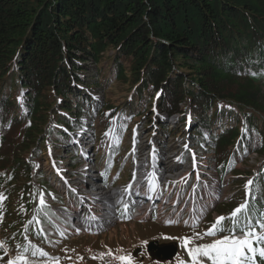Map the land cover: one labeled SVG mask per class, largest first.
<instances>
[{
  "label": "trees",
  "instance_id": "trees-1",
  "mask_svg": "<svg viewBox=\"0 0 264 264\" xmlns=\"http://www.w3.org/2000/svg\"><path fill=\"white\" fill-rule=\"evenodd\" d=\"M88 60L96 79L84 78ZM105 61L109 75L100 65ZM111 77L135 89L126 102L133 113L156 106L171 115L180 102L190 104V136L214 132L220 166L236 170L231 147L264 156V0H0V228L9 250L15 244L7 225L21 241L31 211L33 220L46 223L34 207L38 189L24 179L32 173L24 153L46 130L84 126L83 115L93 109L90 90L108 91ZM145 99L152 107L144 112ZM123 105L108 96L98 113L120 119ZM244 173L252 184L242 198L248 208L236 218L238 232L249 220H264V164ZM39 178L42 173L40 185ZM240 205L232 200L218 207L231 213ZM33 220L30 234L41 237ZM233 223L226 219L223 227ZM51 239L44 237V244ZM262 247L256 244L254 263L264 264ZM7 261L2 246L0 264Z\"/></svg>",
  "mask_w": 264,
  "mask_h": 264
},
{
  "label": "rangeland",
  "instance_id": "rangeland-1",
  "mask_svg": "<svg viewBox=\"0 0 264 264\" xmlns=\"http://www.w3.org/2000/svg\"><path fill=\"white\" fill-rule=\"evenodd\" d=\"M100 65L109 75L111 72L109 62L105 61ZM86 66L89 69L86 70V73H83L84 78L92 77L96 79V76H98L97 67L92 60L86 61ZM262 81L264 84V80ZM85 83L80 87L87 88ZM107 86V89H111L106 92L100 88L90 90L91 99L89 105L93 109L90 113L83 115L84 121L88 122L85 129L77 130L73 133L70 140L68 134H64L59 130H53L52 132L46 130L45 137H41L39 143H37L38 145H33V148L28 149L24 153L23 156L26 163L32 168L31 176L24 179L27 182H32L37 187L38 191L36 194L39 195L40 200L43 198L46 204L41 205L37 197L38 202L34 207L42 209L43 206L46 213L50 216L48 219L54 225L52 223L41 225L37 218L33 220V211H31L28 221L26 220L27 222L23 224L22 231L25 233V237L21 241L13 237V231L7 225L4 232L7 233L9 238L13 239L15 244L14 249L10 250L11 257L8 256L9 261L18 255H23L26 264H127V261H121L118 257L131 255L133 264H192L189 256L190 248L211 243L214 239L229 235L227 231L218 232L215 236L205 234L217 217L230 218L235 210L230 213L225 208H220L219 210L218 206L232 200L236 204H247V200L242 199L243 196L248 194L249 182L245 178L244 170L251 168L259 171L264 164L263 155H259L250 148L244 152L240 151L239 147H231L230 149L236 155L234 165L236 170H228L227 164L220 166L218 163L217 153L213 147L214 132L207 130L198 136L197 139L190 136L195 125V117L192 115L190 104L180 102L179 112L176 111L171 115L158 110L156 106H153L145 115H140L138 112H131L132 107L127 105L135 92V89H132L128 82L111 77ZM130 88L132 89L131 91ZM108 96L114 104H124L123 106H126V111L121 112L120 119H118V115H113L109 118L102 112L98 113V104L100 102L103 103ZM79 100L81 103H85L82 97ZM156 100V97L151 100L153 105H156ZM143 104H148L144 108V112L148 106L151 105L152 107V104L147 102L146 99ZM150 119L152 121H149ZM183 120L187 121L185 122L186 124H182ZM53 127V129H56L57 125L54 124ZM109 130H111V135L106 134ZM50 133H52L51 139H46L42 143V140L50 136ZM11 135L13 136L12 132ZM68 140L71 147L66 145ZM160 140L163 142H160ZM155 145L162 148L161 151L154 149ZM141 149L145 150L144 153L149 152L157 160L162 161L164 158H168V164L173 162L174 159L180 161L182 157L189 156L192 160H185V162L190 161L194 165L199 164L202 169L205 167L211 168L212 172L209 175L207 174L204 177L201 172L199 178L202 177L201 182L209 190L211 189L210 185L215 182L216 186H212L214 195L210 196L207 207L197 212V220H194L192 225H188L190 222L187 218H185L183 223L186 224H182L183 226L160 224L154 220L122 224L116 227L118 237L113 240L107 239L106 241L115 252L117 247L123 249L120 254H117V252L113 253L116 261L104 262L102 259H98L99 257L91 258V252L106 255V249L100 247V241H97L94 243L96 248L92 247V251H89L83 245L87 246L89 243H93L91 238L61 236V230L57 226L60 227L62 223L56 216L58 211L55 209L65 208L67 196L64 192L60 194L57 189L60 186H67L73 183L74 187L80 190V194H83L84 190L80 186L84 185L83 174L86 173L88 168H91L93 173L97 172L96 168H98L103 176V182L106 184L125 183L130 178L129 168L135 157L139 156L138 152ZM170 155L173 159L169 158ZM40 173L44 174V179L39 178V185L36 181L37 175ZM160 175L161 173H159L158 177ZM73 176L74 178H72ZM189 176L193 177L191 173H187L185 179L182 180H188ZM220 176L223 178H220ZM236 180H245L246 183L242 184V182H237ZM176 183L177 180L171 184L175 185ZM192 184V182L190 185L185 182V187L189 188ZM72 191L78 194L74 190ZM167 191L169 193L172 192L171 189ZM180 192L182 193V190ZM189 201L190 199L186 196V203L182 204L181 202L179 204L183 211H190L186 209ZM13 202L14 204L17 203V199L13 198ZM39 217L43 218V215L39 213ZM32 220L37 222V228L41 230L44 237L48 238L51 235L58 234L60 238H63H56L55 241L51 239L50 245H45L43 235L38 238L31 236L30 228H35ZM257 222L251 221L252 225L256 227V232H264V230L256 226ZM224 228L228 229L231 227ZM235 235L241 236L242 233L236 231ZM2 236V233H0L1 238ZM165 237H171V239H166ZM117 240L120 244H118ZM151 240H158L159 243L178 242L179 251L171 260L157 258L154 254L147 251L146 245ZM24 244L25 247H20ZM254 247H256V244H254ZM137 248H139L138 252L134 253ZM117 255L119 256L117 257ZM9 261L6 264H9ZM25 262H19V264H25ZM249 264H253V261H249Z\"/></svg>",
  "mask_w": 264,
  "mask_h": 264
},
{
  "label": "built area",
  "instance_id": "built-area-1",
  "mask_svg": "<svg viewBox=\"0 0 264 264\" xmlns=\"http://www.w3.org/2000/svg\"><path fill=\"white\" fill-rule=\"evenodd\" d=\"M162 140H160L161 142ZM163 142V141H162ZM157 149L158 151H161L162 148L158 147V146H154V149ZM156 151V152H158ZM145 150L141 149L138 154V160L135 164V167L132 171L133 173V177H136V182L137 180H143L145 183H149L151 182L153 176L154 175L155 178H157L159 176V173H161L160 176H169L172 178L173 183L177 180V183L173 186H171V190H172V194L171 193H167L165 196H162L158 202L156 203H145V202H141L143 200L140 201V207H138V209H136L135 212V217L141 218L144 217L148 214L149 209H155L157 212V216H158V220H171V219H175L176 216H181V217H185L187 219H193L194 217L197 216V212L202 211L204 208H206V206L208 205V203H206V201L208 200V196H210L213 192V188L212 186H216L215 182L212 183L210 185V190L208 189V187L204 186L203 183L201 182L202 177L199 178V175L201 174V172L204 174V177L207 176V174L209 175L212 170L211 168H207L205 167L204 169H202V166L199 164L194 165L193 163H191L190 161L185 162V160H192L191 158H189V156L186 157H182V160H175L173 162H171L170 164H168V158H164V160H157L156 158H154L149 152L144 153ZM154 155V154H153ZM170 159H173L172 156L170 155L169 157ZM167 161V162H166ZM178 164L177 168H173V165ZM173 170V171H171ZM191 170H195L198 172V175L196 176V179L194 181H191L193 184L191 186H189V188L185 187V182H187L189 185L191 182H189V180H182L185 179V176L187 173H191ZM211 171V172H208ZM87 173H89V175H84L83 174V179H85L84 185L80 186L82 187H86L89 181H92L94 179H96L97 173H93L92 169L88 168L86 170ZM180 176V178H179ZM92 177V178H91ZM82 178V177H80ZM96 181V180H95ZM94 181V182H95ZM90 186V185H89ZM126 186H116V187H112L111 189L107 188L106 190H103L101 187L100 191L101 193L96 194L98 196L100 195H104L102 198L105 200L110 199L112 196L115 197H121L123 195H125V191L127 190V188H125ZM141 188L138 189V193L139 190L140 193L139 195H136V199H139V197H142V199H144L145 201L146 198L150 199V194L148 192H145L144 190L147 189V187L144 185L140 186ZM64 189V188H63ZM86 189H88L86 187ZM182 190V193L180 192ZM65 193L67 194V192H69V190L64 189ZM67 191V192H66ZM80 190H75V192H77L78 194H76V196H79ZM89 191V189H88ZM90 192V191H89ZM145 192V193H144ZM88 195V192H87ZM185 195V196H184ZM89 196V195H88ZM87 196L88 201L92 200V201H96V199H90ZM186 196L188 197V199H190V201L188 202V208L190 211H186L181 208V202L186 203ZM109 197V198H106ZM182 197V198H181ZM208 197V198H207ZM74 198V200H72ZM71 199V203H75L76 198L73 197ZM178 199V200H177ZM78 202V201H77ZM80 204L78 205V207H76V209L74 211H76L77 216L73 217L75 218V220H82L83 222H85V226L83 227V229H89V228H96V227H102L104 229V236L109 235L110 237H112L113 235L116 236V225L117 226H121L122 224L120 223V216L117 215V213H115L114 211H112L106 218L101 216L103 215H94L93 217H88L85 216V214L88 212V206L85 202V199L82 198L80 200ZM152 205V206H151ZM115 209V208H114ZM127 209V208H126ZM130 211V210H129ZM186 211V212H185ZM74 215V213H73ZM92 223V224H91ZM113 231H115V233H113ZM107 247V246H105ZM108 248V247H107ZM100 256V255H99Z\"/></svg>",
  "mask_w": 264,
  "mask_h": 264
},
{
  "label": "snow or ice",
  "instance_id": "snow-or-ice-1",
  "mask_svg": "<svg viewBox=\"0 0 264 264\" xmlns=\"http://www.w3.org/2000/svg\"><path fill=\"white\" fill-rule=\"evenodd\" d=\"M251 75L256 76L257 73H251ZM106 134L111 135V130ZM251 184L252 181H249L248 185L250 186ZM131 187L132 185L130 184L128 189H131ZM40 203L41 205L44 204L43 198H41ZM247 208L248 205L246 203L241 204L232 212L230 218L224 216L217 217L216 221L205 234L215 236L218 232L227 231L229 232V235L214 239L211 243L201 244L190 248L189 256L191 257L192 264H249V261H253L254 264V256L257 253L254 244L264 243V234L257 233L256 227L253 226L251 220H249L247 224L239 227L242 235H235L237 230L236 217ZM226 219L233 220L234 223L231 228L225 229L223 227V221ZM165 223H172V221H166ZM256 226L264 230V220L258 221ZM165 238L171 239V237ZM2 246L3 242H0V247ZM120 251L123 250L121 249ZM259 255L264 257V247L259 249ZM118 259L121 261H127V264H133L131 255H121ZM19 262H25V257L23 255L16 256L13 260L9 261V264H19Z\"/></svg>",
  "mask_w": 264,
  "mask_h": 264
},
{
  "label": "water",
  "instance_id": "water-1",
  "mask_svg": "<svg viewBox=\"0 0 264 264\" xmlns=\"http://www.w3.org/2000/svg\"><path fill=\"white\" fill-rule=\"evenodd\" d=\"M148 250L157 258L172 259L178 252V242L159 243L158 240H151L148 242Z\"/></svg>",
  "mask_w": 264,
  "mask_h": 264
},
{
  "label": "bare ground",
  "instance_id": "bare-ground-1",
  "mask_svg": "<svg viewBox=\"0 0 264 264\" xmlns=\"http://www.w3.org/2000/svg\"><path fill=\"white\" fill-rule=\"evenodd\" d=\"M208 172H211V171H208ZM179 178H180V176H179ZM88 189H89V193H88V195L90 196H88L87 194H86V196H88L90 199H100V198H102L104 195H100V196H97L96 194H99V193H101V191H100V187H97V188H95V187H88ZM106 198H109V197H106Z\"/></svg>",
  "mask_w": 264,
  "mask_h": 264
}]
</instances>
